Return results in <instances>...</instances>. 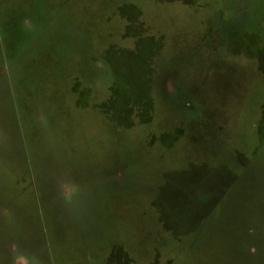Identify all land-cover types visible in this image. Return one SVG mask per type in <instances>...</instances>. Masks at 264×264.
Wrapping results in <instances>:
<instances>
[{"label":"rangeland","instance_id":"1","mask_svg":"<svg viewBox=\"0 0 264 264\" xmlns=\"http://www.w3.org/2000/svg\"><path fill=\"white\" fill-rule=\"evenodd\" d=\"M0 264H264V0H0Z\"/></svg>","mask_w":264,"mask_h":264},{"label":"flooded vegetation","instance_id":"2","mask_svg":"<svg viewBox=\"0 0 264 264\" xmlns=\"http://www.w3.org/2000/svg\"><path fill=\"white\" fill-rule=\"evenodd\" d=\"M188 104H189V102H187ZM188 104H187V106H188Z\"/></svg>","mask_w":264,"mask_h":264}]
</instances>
